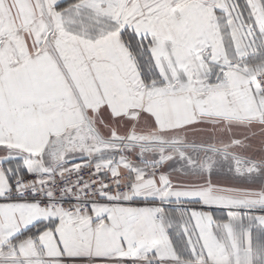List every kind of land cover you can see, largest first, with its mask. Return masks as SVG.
<instances>
[{"label":"snow or ice","instance_id":"1","mask_svg":"<svg viewBox=\"0 0 264 264\" xmlns=\"http://www.w3.org/2000/svg\"><path fill=\"white\" fill-rule=\"evenodd\" d=\"M0 264H264V0H0Z\"/></svg>","mask_w":264,"mask_h":264}]
</instances>
